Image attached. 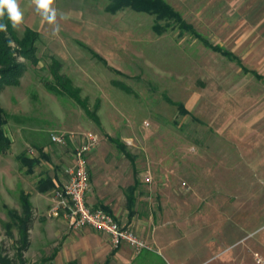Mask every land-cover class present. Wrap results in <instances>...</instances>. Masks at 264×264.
Segmentation results:
<instances>
[{"label":"rangeland","instance_id":"obj_1","mask_svg":"<svg viewBox=\"0 0 264 264\" xmlns=\"http://www.w3.org/2000/svg\"><path fill=\"white\" fill-rule=\"evenodd\" d=\"M165 1L209 41L214 36L211 19L222 22L225 17L224 0ZM107 2L55 0L60 32L53 36L51 26L41 23L36 41L38 64L34 66L19 56L25 65L19 84L0 89V104L10 115L5 125L7 134L24 139V149L32 150L33 154L38 153V144L46 145L55 163L64 146L48 143L51 132L93 131L112 152L118 149L108 137L123 138L128 149L137 154L151 147L153 151L160 150L159 143L154 141L160 139L168 142L171 151L185 145L192 156L205 148L207 160L216 166L209 168L200 163L195 173L192 168L184 170L182 179L194 181L197 191L196 197L192 192L186 194L185 207L179 213L188 218V223L172 248L178 250V258L185 264H220L247 245L264 258V202L253 196L264 194V173L260 166L264 161L242 160L239 154L232 163L234 170L230 175L224 174L226 133L212 134L210 129L214 128L209 127L211 112L224 108L226 91L264 87V80L242 78L236 61H229L219 51L204 45L191 31H182L175 25L158 34L152 28V15L129 9L110 13L105 10ZM251 9L253 5L247 7L248 12ZM28 22L24 18L19 29H15L18 36ZM94 53L104 58L107 65ZM53 59L60 63L59 72L71 79L77 96L86 104L89 114L96 115L99 124L74 98L55 94L45 87L43 79L52 80ZM179 103L187 106L188 113L181 112ZM198 137L199 144L187 141ZM182 139L183 143L173 141ZM15 147L18 151L17 144ZM18 167L14 156L0 155V254L17 259L21 233L8 211L15 209L21 214L19 190L24 189L32 193L34 205L27 230L28 245L22 258L25 264H41L52 252L50 228L40 215L48 206V195L35 194L37 178ZM225 181L233 189L241 185L249 189L245 199L231 203L242 204L232 219L226 216L230 208L224 205L225 200L229 194L244 191L225 192L220 187ZM201 217L206 224L200 223ZM212 232L220 238L224 234L219 241L231 245L229 251L197 245L200 239H209ZM151 256L155 264L171 262L165 250L155 248ZM249 262L262 264L253 261L252 254L247 257Z\"/></svg>","mask_w":264,"mask_h":264},{"label":"crops","instance_id":"obj_2","mask_svg":"<svg viewBox=\"0 0 264 264\" xmlns=\"http://www.w3.org/2000/svg\"><path fill=\"white\" fill-rule=\"evenodd\" d=\"M224 2L226 12L223 21L212 19L210 21L212 25L210 30L214 32L210 42L214 40L215 44L230 52L240 62L239 73L242 78L251 76L258 81L264 80V0H256L255 3L253 0H224ZM20 5L24 18L30 21L27 27L39 32L41 20L35 14L30 0H20ZM250 5H253V9L248 12L247 7ZM228 60L236 61L229 58ZM224 98V108L211 112L209 127L214 128L210 129L212 134L226 133L224 174L230 175L234 170L233 160L239 154L242 160L250 161L257 158L264 161V87L230 88L226 91ZM184 107L189 111L185 104ZM9 138L12 141L11 150L4 155H12L17 159V155L25 151L27 156L36 157L39 155L40 147L42 152L49 156L48 159L39 157L40 161L35 165L39 171L36 172L34 167L30 174H27L26 167L19 163L18 168L25 174L34 175L37 178L36 182L46 174L53 180L54 187L65 181L63 168L72 160L77 137L66 141L63 145L64 150L62 149L56 160L57 163L52 162V154L46 145L38 144V153L33 154L32 150L24 149V139L10 136ZM198 138V140L187 141L199 144L201 139ZM122 139L119 141L125 144ZM183 140L185 139L173 141L183 143ZM154 141L159 143L160 150L153 151L151 147L141 154L131 152L125 144L129 156L121 151H109L106 141L100 139L98 146L87 156L90 175L87 203L93 207H105L120 224L129 225L138 236L153 247V250H142L135 254L126 243L112 247L108 237L94 228L84 226L80 229H71L64 219L48 217L46 211L50 205L54 187L46 193H41L36 191L34 185L35 194L48 195V206L40 215L46 219L45 224L50 228L49 245L52 252L44 260L51 264H155L151 252L156 248L169 253L171 262L164 264H185L178 258V250L173 249L172 246L174 240L183 234L184 224L188 223V218L179 213L180 209L185 207L186 194L192 192L193 197H196L197 189L196 183L187 182L186 178L183 180L182 174L188 168H192V173H195L200 163H204L209 168L216 165L215 162L207 160L205 148H202L200 154L192 156L186 151L185 145H178L171 151L167 141L161 139ZM48 143H51V140ZM16 144L19 147L18 151V148L15 149ZM235 149L240 150V153ZM260 166L264 173V163H260ZM229 185L230 183L225 181L220 187L225 192L244 191L242 194H229V199L225 200L224 205L230 208L226 216L232 219L242 204L233 206L231 203L245 199L249 189L243 185L233 189ZM133 186L134 190L131 192L133 202L129 207L127 190ZM24 192L29 194V200L33 206L32 193L26 190ZM253 196L264 202V194ZM231 207L234 208L231 209ZM228 211L226 209L225 212ZM199 219L200 223L206 224L203 217ZM212 233L209 239L204 241L202 238L197 245L201 248L204 246V249L209 246L211 249L216 247L222 249L221 251H229L231 245L219 241L223 239L224 234L220 238L218 234ZM250 254L253 255L254 261L255 255L259 252L250 249L247 245L231 253L220 264H251L247 263V257Z\"/></svg>","mask_w":264,"mask_h":264},{"label":"trees","instance_id":"obj_3","mask_svg":"<svg viewBox=\"0 0 264 264\" xmlns=\"http://www.w3.org/2000/svg\"><path fill=\"white\" fill-rule=\"evenodd\" d=\"M123 9H129L134 12L152 15L154 17L152 28L158 34L163 33L169 26L173 27L176 25L182 31H191L194 36L198 38L204 45L212 48L214 51H219L227 58L236 60V58L230 52L223 49L217 44H212L209 40L203 38L199 33H197L194 30L193 26L183 19L181 13L174 9L165 0H108L107 4L105 5V10L110 13H115ZM0 23L8 24L7 32H0L1 89L4 85L19 84V79L25 68L24 62L19 60V56L28 60L34 66L38 64L39 59L36 56V41L39 37V33L29 27H25L22 34L18 36L15 32V29L11 27L10 22L7 20V16H5V18L0 21ZM94 55L98 57L104 64H106V60L104 58L96 53H94ZM236 62L241 65L238 60H236ZM59 69L60 63L56 59H53L50 66L52 80L43 79L45 87L55 94H63L69 96L70 98H74L84 108L85 112L89 114L90 112L86 104H84L82 100L77 96L76 89H74L71 85V79L68 76L60 73ZM178 107H180V110L183 114L188 113L183 104L179 103ZM9 116L10 115L0 104V155H4L11 150L12 141L10 140L5 130V125L8 121ZM91 116L94 118L96 123L99 124V120L96 115L92 114ZM109 140L116 143V148L118 149V151L129 155L125 144L121 143L118 139L115 140L111 137H109ZM38 150L39 155L36 157L27 156L25 151H22L17 155V160L19 161V163L22 166L26 167L25 172L27 174L33 172V168L40 161L39 157L42 156L45 159L49 158L47 154H44L42 152V148L39 147ZM53 187V180L46 174H44L35 184L36 191L41 193H46L52 190ZM133 190L134 186L128 188L127 190V203L129 207H131L133 202L131 193L133 192ZM19 200L22 207L21 214H18L15 209H9L8 211L11 220L15 225L18 226L19 232L21 233V245L17 252V263L14 258L1 256L0 254V264H25V261L22 258V251L26 249L28 245L27 230L32 219V205L29 200V194L25 193L22 189L19 190ZM100 207L108 211L105 207ZM42 264L51 263H49L47 260H44Z\"/></svg>","mask_w":264,"mask_h":264},{"label":"built area","instance_id":"obj_4","mask_svg":"<svg viewBox=\"0 0 264 264\" xmlns=\"http://www.w3.org/2000/svg\"><path fill=\"white\" fill-rule=\"evenodd\" d=\"M76 137L79 142L74 147L72 160L63 168L65 181L53 188L51 202L46 211L47 216L64 219L71 229H80L84 226L94 228L108 237L112 247L126 243L135 254L142 250H153V247L138 236L129 225L120 224L102 207H93L87 203L90 188L87 156L98 146L100 141L98 134L93 131H83L80 134L74 132L50 134L51 142L60 145ZM254 259L264 264V258L258 255H255Z\"/></svg>","mask_w":264,"mask_h":264},{"label":"clouds","instance_id":"obj_5","mask_svg":"<svg viewBox=\"0 0 264 264\" xmlns=\"http://www.w3.org/2000/svg\"><path fill=\"white\" fill-rule=\"evenodd\" d=\"M34 12L41 19V23L51 26L53 36L60 32L57 9L54 6L55 0H30ZM5 16L13 29H19L24 19V12L20 5V0H0V21ZM8 24L0 23V32H7Z\"/></svg>","mask_w":264,"mask_h":264}]
</instances>
